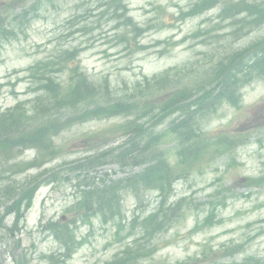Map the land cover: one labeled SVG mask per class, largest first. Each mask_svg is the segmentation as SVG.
<instances>
[{
  "label": "rangeland",
  "instance_id": "1",
  "mask_svg": "<svg viewBox=\"0 0 264 264\" xmlns=\"http://www.w3.org/2000/svg\"><path fill=\"white\" fill-rule=\"evenodd\" d=\"M5 1L0 0V12ZM195 1L126 0L130 16L136 23L141 26L163 25L162 29H152L141 37L140 44L149 45L170 38L178 41L197 29L209 31V35L190 39L161 58L155 51L136 52L132 45L127 48L126 43L118 41L116 34L123 29L115 27L113 16L101 15L106 7L100 0L45 2L38 16L24 26V33L6 41L0 49V84H3L0 111L30 96L24 95L29 81H16L24 76L26 68L65 49L80 48V63L89 76L98 82L107 78L116 92L124 93L126 85H132L143 75L150 77L170 67L187 64L189 70H195L205 66L204 73L211 72L226 55L264 38V24L241 35L235 26L227 27L226 21L217 25L216 14L220 5L177 23L175 19L179 11L186 10ZM247 1L264 3V0ZM243 86L240 109L225 104L216 115L205 120L203 127L210 141L226 136L242 143L229 154L196 164L183 179L174 183L169 204L185 198L189 211L167 231L157 233L155 241L160 249L145 264H172L190 259L200 264H242L246 258L262 260L264 264V186L247 184L248 178L264 177V79ZM116 122L119 120L91 121L64 131L56 139L62 147V156L49 164L48 169L54 170L64 162L70 163L85 156L90 150L86 137L108 129ZM175 141L168 133L162 142L172 164L177 161ZM233 157L235 160L231 159ZM26 159L29 157L21 158ZM176 168L179 173L185 170L182 165ZM137 170L106 165L95 174L99 176L100 172L107 171L117 179ZM37 171L15 176L12 180L22 182ZM63 173L71 175L67 166ZM74 193L70 183L54 182L53 186L47 184L39 188L21 224V233L8 238L1 229L0 264H16L22 253L29 259V264H45L39 259L40 255L56 252L59 245L39 230V221L55 222L61 216L66 221L72 219L73 215L66 214L65 210L75 201ZM211 197L216 201L221 197L225 199V207L219 208L218 212L222 223L192 234L190 230L206 216L204 203ZM154 202L155 194L151 191L138 195L125 192L123 217L126 221L131 220L133 214L142 217L153 209ZM5 224L11 225V219ZM76 226L77 238L83 245L66 264H102L124 245L116 242L110 225L103 226L94 220L92 227L79 223ZM17 241L20 242L18 247Z\"/></svg>",
  "mask_w": 264,
  "mask_h": 264
},
{
  "label": "trees",
  "instance_id": "2",
  "mask_svg": "<svg viewBox=\"0 0 264 264\" xmlns=\"http://www.w3.org/2000/svg\"><path fill=\"white\" fill-rule=\"evenodd\" d=\"M213 2L214 0H203L189 12L181 13L182 17L196 15L210 7ZM107 6V9L116 14V18L122 19L121 25L130 27L137 34L143 31L136 27L130 18L125 17L127 9L123 0H107ZM223 12L224 17L248 12L250 15L264 18V13L254 5L244 3H231ZM27 14L28 11H23L18 20L25 18ZM19 25L20 23L13 20L0 27V42L15 36L14 31ZM254 51L255 49L251 48L250 55H254ZM260 54L261 56L256 52L255 59L249 65H243L239 62L241 60L234 62L233 59L227 58L226 62L220 61L213 66V71L200 76L198 72H187L186 68L171 69L137 83L132 94L115 98L111 97L107 83H93L75 64L77 50L66 51L55 60L37 63L29 69L35 83L33 90L37 92L36 96L0 113V162L8 165L3 172L19 173L28 167H39L57 157L60 149L53 143V138L77 123L124 116L126 121L120 124L118 129L115 127L116 131H122L127 136L123 143L86 156L73 164L71 172L77 170L80 173L76 178L80 177L82 184L76 185V200L68 211L75 215L72 224L89 223L91 218H97L102 223L115 221L119 230L120 193L128 190L135 193L155 190L161 199L159 207L154 214L137 224L139 229L147 233L146 237L150 242V238L170 227L171 207L165 209L164 202L170 196L172 183L186 175L199 162L224 154L236 144L227 138H218L215 142L205 138L201 134L200 119L209 111L214 112L222 101L235 104L238 101V88L250 81L254 72L264 76V48L260 49ZM65 70H68L70 75L67 84L62 86L56 77ZM237 72L243 73L240 78L236 77ZM199 92L200 95L197 96ZM62 110L81 112L61 120L58 113ZM174 114L178 116L177 120L169 122L165 131L156 132L154 120L163 123ZM168 133L174 135L176 140L177 162L173 165L167 158V152L160 148ZM25 149H36L38 159L29 164H9L15 153H21ZM106 162L141 169L121 180H112L107 175H101L97 184L88 182L92 180L91 170ZM177 165H182L185 170L179 173ZM41 177L42 173L33 176L31 182L24 186L25 209L29 208L37 187L45 182ZM21 201L22 199L13 205ZM13 205L9 208L10 211ZM47 230L63 244V258H68L79 245L72 227L50 223ZM137 245L135 243L134 247L127 248L119 258L107 264H140L142 259L149 258L156 252V246L148 245L143 250L138 249ZM59 262L60 256L50 264Z\"/></svg>",
  "mask_w": 264,
  "mask_h": 264
}]
</instances>
